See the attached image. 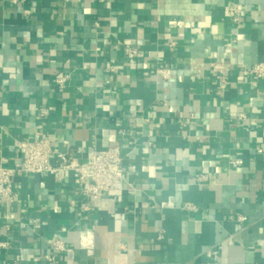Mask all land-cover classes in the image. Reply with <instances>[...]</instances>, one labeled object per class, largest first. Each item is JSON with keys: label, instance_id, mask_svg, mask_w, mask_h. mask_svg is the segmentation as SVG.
<instances>
[{"label": "crops", "instance_id": "1", "mask_svg": "<svg viewBox=\"0 0 264 264\" xmlns=\"http://www.w3.org/2000/svg\"><path fill=\"white\" fill-rule=\"evenodd\" d=\"M261 61L264 0H0V159L38 134L82 164L114 146L124 159L94 199L73 171L16 175L0 264H53L56 238L57 264H264Z\"/></svg>", "mask_w": 264, "mask_h": 264}, {"label": "built area", "instance_id": "2", "mask_svg": "<svg viewBox=\"0 0 264 264\" xmlns=\"http://www.w3.org/2000/svg\"><path fill=\"white\" fill-rule=\"evenodd\" d=\"M227 13L234 23L239 22L240 11L235 6L228 7ZM174 44L171 42V45ZM126 52L130 58L137 55L136 48H128ZM211 68L224 82L228 68L222 63H211ZM157 71L163 77H167L171 72L167 68H159ZM248 71L254 84H256V81L264 78V61L256 63ZM67 81L68 76L65 75L57 78L56 84L60 90H63ZM17 145L21 159L15 161L12 167L6 166L3 159H0V204H13L18 200V194L13 183V178L16 175L51 174L56 180L61 181L65 178L67 171H73L79 182V190L85 199L102 197L105 193L112 191L124 179V159L120 146L96 150L89 156L87 162L82 164L66 153L53 150L51 141L39 134L33 140L20 141ZM258 152L263 153L264 149L259 148ZM129 170L135 171L136 166L130 165ZM186 207L196 209L192 204H187ZM6 244L1 243L0 245ZM52 248V253L45 255L44 258L53 264L58 263L57 253H65L70 250L61 238H56L53 241ZM207 256L209 258L216 257L211 251L207 252ZM18 261L19 258L17 257L13 264H19Z\"/></svg>", "mask_w": 264, "mask_h": 264}]
</instances>
